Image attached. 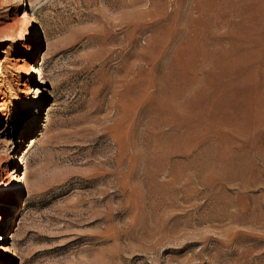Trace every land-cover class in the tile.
Returning a JSON list of instances; mask_svg holds the SVG:
<instances>
[{
    "label": "rangeland",
    "instance_id": "rangeland-1",
    "mask_svg": "<svg viewBox=\"0 0 264 264\" xmlns=\"http://www.w3.org/2000/svg\"><path fill=\"white\" fill-rule=\"evenodd\" d=\"M0 244L264 264V0H0Z\"/></svg>",
    "mask_w": 264,
    "mask_h": 264
},
{
    "label": "bare ground",
    "instance_id": "bare-ground-1",
    "mask_svg": "<svg viewBox=\"0 0 264 264\" xmlns=\"http://www.w3.org/2000/svg\"><path fill=\"white\" fill-rule=\"evenodd\" d=\"M33 20L35 21L34 15L33 14L29 15V12L27 13V11H24L23 30L18 31V42L16 44L18 46V49L22 52L28 51L32 46V43H29L27 45V43L24 42V40L27 37L31 38L34 34ZM24 65H26V74L31 75L32 69L30 63L28 61H25ZM39 76L44 77L43 74H41V71L39 72ZM8 185L10 186V188H13V184L11 181L8 183ZM6 251H9V247L6 246L5 244H0V253L3 254Z\"/></svg>",
    "mask_w": 264,
    "mask_h": 264
}]
</instances>
